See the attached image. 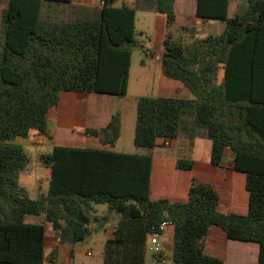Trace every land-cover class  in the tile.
I'll list each match as a JSON object with an SVG mask.
<instances>
[{"label": "trees", "instance_id": "trees-1", "mask_svg": "<svg viewBox=\"0 0 264 264\" xmlns=\"http://www.w3.org/2000/svg\"><path fill=\"white\" fill-rule=\"evenodd\" d=\"M117 1L9 0L2 12L0 263L45 264L46 227L26 223V216L44 215L55 239L73 244L90 235L92 206L106 204L121 218L105 242L103 264H145L148 235L164 221L174 230L173 264H224L203 252L210 227L232 240L258 242L264 264V0H241L232 18L231 0H196V17L222 21L225 29L201 39L191 35L187 44L170 32L176 0H135L132 7ZM136 10L165 15L162 72L184 83L191 98H138L134 144L147 153L54 146L40 157L51 169L49 190L30 198L18 183L29 159L15 139L47 131V114L61 91L126 95ZM86 133L114 145L120 119L114 115L102 131ZM199 135L211 140L214 165L226 148L234 152L233 169L246 178V214L220 211L213 185L196 178L185 202L151 199L150 151L157 141ZM192 166L176 163L180 170Z\"/></svg>", "mask_w": 264, "mask_h": 264}, {"label": "crops", "instance_id": "crops-1", "mask_svg": "<svg viewBox=\"0 0 264 264\" xmlns=\"http://www.w3.org/2000/svg\"><path fill=\"white\" fill-rule=\"evenodd\" d=\"M134 2L135 0H132L127 5L132 7L134 6ZM8 3L9 0H3L2 12L8 7ZM177 3L178 0H176ZM72 4L97 6L95 0H72ZM157 14L160 29L152 44L161 43L164 48V38L167 31L166 17L163 14ZM183 17L180 19L178 13H176L177 27L184 26L195 29L200 25L207 28L210 26L209 21H201L199 20L200 18L196 17L195 8L193 11L190 10V12L185 13ZM210 35L218 34L209 32L207 36ZM158 61L157 97L190 99L192 96L191 90L181 81L165 77L162 72V57ZM217 76L220 81L223 77V71L219 70ZM95 96H98V94L61 91L59 93L58 104L50 108L47 114V131L44 134L31 131L27 138H23V141H19V138L15 139L14 142L20 144L25 152L27 149H32L37 154V163L32 165L33 168H30V162H28L26 168L20 172L18 178L19 186L30 198L36 199L41 195L47 194L49 190L51 169L40 160L41 155L45 154H39V151H42L44 148L47 149L48 146L51 151L54 146L60 145L75 148L101 149L117 153L144 154L132 148L135 144L132 145L131 143L124 145L127 146L128 150H123V146L120 150L116 149L118 142L122 140L125 134V130L129 127L135 129L137 109L133 115L132 113L127 114V111H122L119 118L120 136L114 145L106 143L105 136H93L86 133L87 129L102 131L109 125L112 117L118 111L112 107V101H110L112 99H102V97ZM50 124H53V128L50 127ZM168 140L170 142L169 145H164L162 140L159 139L157 146L150 151L153 158L150 184V197L152 200L165 198L171 202H185L189 196L191 180L192 178H196L213 185L219 196L220 211L238 214L247 213L248 192L245 187L246 178L244 174L236 172L233 169L235 154L231 149L226 148L223 152L221 163L214 165L211 161L212 142L208 138L199 135L193 139L180 137ZM160 146L175 148L176 150H180L182 154L176 155L174 152L159 151L158 148ZM28 159L30 160L29 156ZM178 160H190L193 164L192 169L188 171L178 169L176 167ZM38 166L43 170L41 173ZM91 209L90 235L84 241L89 239V237L93 238L99 233L102 236L100 239L104 245L107 240L114 237V231L121 216L116 212L110 211L106 204H96ZM25 222L29 224H43L46 227L45 264H72L73 254L81 252L79 244L84 241L73 244L60 243L55 239L51 223L46 221L44 215L26 216ZM173 239L174 230L172 226H169L163 231L161 236V243L163 245L162 254L168 259L167 264H173ZM148 250L147 248L145 264H158L157 256L150 250V255H148ZM203 252L208 256L223 260L224 264H261V245L258 242L229 239L223 230L216 227L209 228L204 238Z\"/></svg>", "mask_w": 264, "mask_h": 264}, {"label": "rangeland", "instance_id": "rangeland-1", "mask_svg": "<svg viewBox=\"0 0 264 264\" xmlns=\"http://www.w3.org/2000/svg\"><path fill=\"white\" fill-rule=\"evenodd\" d=\"M132 0H118L116 5L129 4ZM97 6H100L99 0H95ZM243 2L241 0H231L229 7V17L232 18L235 16L236 11H239L243 8ZM3 7V0H0V19L1 12ZM195 8V0H178L176 4V13H178L179 18H184V14L187 12L193 11ZM157 13L152 11H142L136 10L135 12V33L134 38L137 43L136 46L132 49L131 56V67L129 72V82L127 93L124 97L120 98L117 96L111 95H98L95 97H102V99H112V107L117 111L115 116L117 118L121 117L122 111H127V114L133 115L137 109V100L140 97H157V84L159 77V58L162 57L164 48L161 43L152 44L155 41L157 34L159 33L160 25L157 20ZM209 21V28L203 27V25L197 26L194 29V32H186L181 30L180 27H174L171 29L172 36L175 40H183L186 44L190 42L191 35L196 38H204L208 35L209 32L214 34H219L225 29V23L219 20H203ZM215 25V26H214ZM101 99V98H100ZM236 121V120H235ZM50 127L53 128V124H50ZM135 129L131 127L125 130V134L120 142H118L116 149L120 150L122 146L123 150H128L127 145L131 143L134 145ZM19 141H23V138H19ZM174 144V142H173ZM139 152H148L146 149L138 148L132 146ZM159 151L162 152H174L176 155L182 154L180 150H176L171 147H159ZM51 151L48 146L47 149H42L39 151V154H46ZM185 152V151H184ZM26 154H28L30 160V168H33L32 165L37 162V154L32 149H27ZM40 173L43 171L40 166ZM44 167V166H42ZM35 168V167H34ZM29 169V168H28ZM42 177V176H40ZM99 206V205H98ZM101 207V205H100ZM97 233L93 238L89 237L86 241L80 243L81 252L73 254L72 264H103L104 256V245L101 241V235ZM56 252V251H55ZM148 255L150 251L148 250Z\"/></svg>", "mask_w": 264, "mask_h": 264}, {"label": "built area", "instance_id": "built-area-1", "mask_svg": "<svg viewBox=\"0 0 264 264\" xmlns=\"http://www.w3.org/2000/svg\"><path fill=\"white\" fill-rule=\"evenodd\" d=\"M105 0H99V4L103 5ZM164 145H169V140L168 139H161ZM172 226L170 221H164L163 223H161V225L159 226L158 230H155L153 232H151L148 235L147 238V243L146 246L147 248L152 251L158 259V264H167L168 263V259L162 254L163 253V245L161 243V236L163 231L169 227Z\"/></svg>", "mask_w": 264, "mask_h": 264}]
</instances>
